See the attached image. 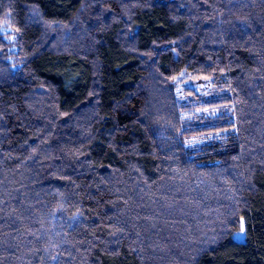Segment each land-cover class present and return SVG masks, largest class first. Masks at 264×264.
<instances>
[{
    "label": "trees",
    "instance_id": "16d2710c",
    "mask_svg": "<svg viewBox=\"0 0 264 264\" xmlns=\"http://www.w3.org/2000/svg\"><path fill=\"white\" fill-rule=\"evenodd\" d=\"M0 264H264V0H0Z\"/></svg>",
    "mask_w": 264,
    "mask_h": 264
},
{
    "label": "rangeland",
    "instance_id": "374dc122",
    "mask_svg": "<svg viewBox=\"0 0 264 264\" xmlns=\"http://www.w3.org/2000/svg\"><path fill=\"white\" fill-rule=\"evenodd\" d=\"M243 227H244V222L242 223ZM236 238L243 240L245 239V229L242 228V230L238 231L236 234Z\"/></svg>",
    "mask_w": 264,
    "mask_h": 264
}]
</instances>
